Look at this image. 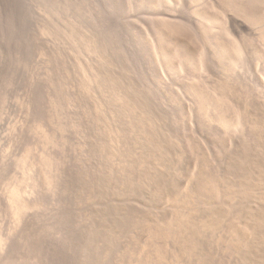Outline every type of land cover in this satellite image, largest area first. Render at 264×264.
<instances>
[{
    "label": "bare ground",
    "instance_id": "bare-ground-1",
    "mask_svg": "<svg viewBox=\"0 0 264 264\" xmlns=\"http://www.w3.org/2000/svg\"><path fill=\"white\" fill-rule=\"evenodd\" d=\"M86 1V28L70 16L62 23L54 0L36 1L46 17L40 30L80 78L59 83L52 64L45 108L38 84L26 97L41 151L19 157L23 185L5 188L13 222L6 232L0 225V264H264V29L257 43L245 35L264 21V0H118L166 11L149 22L147 51L179 75L174 85L191 101L183 123L168 95L153 91L139 41L106 15L118 2ZM186 1L200 4L184 15ZM248 57L261 63L257 92L236 72ZM194 113L206 135L195 131ZM46 197L53 207L38 214Z\"/></svg>",
    "mask_w": 264,
    "mask_h": 264
},
{
    "label": "rangeland",
    "instance_id": "rangeland-1",
    "mask_svg": "<svg viewBox=\"0 0 264 264\" xmlns=\"http://www.w3.org/2000/svg\"><path fill=\"white\" fill-rule=\"evenodd\" d=\"M4 1L5 0H0V33L1 32L3 33V34L2 33L0 34V39L2 38L0 40V52H1L0 53V66H1L0 67L1 68L0 69V225L3 226L4 230H2V231L6 232L5 230H7V228H5V227H8V229H9V224H12L13 221H12V217L10 215L9 210H7L8 208H7V205L5 203V199H3L5 197V195H4L5 188H8V186H11V185L13 186L16 183L23 185L22 181H20L21 180L20 179L21 178V168H20V166H18L19 157L23 153L28 152L29 150L32 151V154L33 153L36 154V152H34L36 150L38 152L41 151L40 149H38L40 147L36 143H34V141H36V139L33 140L34 138L37 137V135L34 136L35 135L34 132L36 131L35 129H34V132L32 131V129H33L32 126H34L33 125L34 123H33L32 117L30 115H28V105H27L28 104L27 100H30L31 97H29L30 99H27L28 98L27 95L31 91V89L34 86V84L35 85L38 84L37 85L39 87L38 99L40 101V106L43 105V107H44V104L42 102L44 100V99L42 100V98H44L43 96L45 94V87L43 85L44 84L43 82H44L45 75L47 76V72H46V74L44 72L45 71H49V69L52 66V64L56 65L55 66L56 67L55 68V70H56L55 72L58 71L57 73L59 74V76L57 74L56 75L59 77V78L57 77V80H59V83H69V84H73L74 83L75 84L77 82L76 80H78L80 78V74L78 72V64H77V66H76L75 63L73 65V63L71 62V61H73L72 59L68 58L69 59L68 60V59H66L67 58L66 56L63 57L64 56L63 52L59 51V50H62V49H59V46L57 47V45L54 44L53 40L50 41L51 38H49V36L47 38L46 35L43 34L42 31L40 30L41 27L43 26L44 22H45L44 20L46 19V17L43 19L44 14H43L41 8H39L37 6L38 5L37 2H36L37 0H16V1L15 0H9V2H7L8 0H6L7 3L6 2L4 3ZM57 1H58V3H57ZM57 1L54 0L55 3H54L53 6L55 7L54 9L57 10V11L54 10L55 14L57 12L58 15H60V16L56 15L57 18L60 21L62 19L64 20L65 17H69L70 16L71 21H74L75 23H77L76 25H78V26L80 25L79 26L80 28H82L81 27L82 24H83V26L85 28H86V26L88 27L89 26L88 22L90 23V25L93 24L92 20L89 21L90 19H87L88 21L85 20V22L88 25L86 23L82 22L89 15L88 14L86 16V13H84L85 10L87 12V8L86 7H88V5H89V4L87 5L88 1L85 0L86 3H85V1H82V0L75 1V3L77 2L75 5H77V8H79L78 11H76L77 8H73L72 9L71 7H70L71 9L68 8V10H69L68 11L67 9L61 7L62 6L61 0H57ZM114 1H116V3L118 2L117 4L119 6L115 3V5H117V8H115L116 11L113 12V10H112L113 8L110 9V5L108 4L107 8H106V11H107L106 15H107V13L109 14L112 11L111 14L114 13L113 14V18L115 19V22L116 23L118 22L117 23L118 25L120 23V26L125 28V30L123 28H120V30L122 29L121 30L122 34L126 33L124 35H127L130 39L140 42V43L138 42L137 44L139 45V47H141V50H143L142 51L144 53L143 56L146 55V56L143 57V61H145L144 65H147V67H150L149 71H150V74H151V81L153 83H155V85L152 84L151 87L153 85L156 86V88L158 87L157 91H155V89H153V91L156 92V93L159 92V93H157L158 95L160 93H162V94L165 93L166 97L168 95V97L170 99L169 98L168 99L164 98V96L162 94H160V97L164 98L162 100H165L164 101L166 103L165 105H168V106L169 105L170 106H174L175 105L174 107H178L180 109V111H179V120L182 122V120L184 119V116H185L184 109H186V106H188L189 102H191V101L189 100L190 98H188V96L183 94V92H182V90L180 88L178 89L177 85H174V84H176L175 83L176 81H174V80H177L180 77L177 74H175V75H177V77L174 76V72H172L170 70H167V69H165L163 67L161 69L158 68L156 65H154L153 61L151 63L152 58H151V56H149V53L147 51V48H148L147 46H149V44H148L149 43L148 42V38H149L148 33L150 31L149 22H151L152 19H157L160 14H162V13H164L166 11L163 10L162 7L160 8L158 6V4H156V2H154V1H152L151 3H148L146 5L128 3V5H129L128 8H127V6L125 4L123 5V3H125V2L121 1L122 2L121 3L118 0H114ZM80 2H81L82 5L80 4ZM9 3H10V5H9ZM78 3L80 4L79 7H78ZM11 4H13L14 6L11 5ZM55 4H56V6L59 5L60 7L58 6V8H57L55 6ZM199 4H200V2H192V3L187 2V4L186 3L183 4L182 5L183 11H184L183 14L185 15V14L189 13L190 11H192ZM16 5H17V7H16L17 10L15 9ZM63 6H64V3H63ZM7 7H8V11H7ZM62 8H63V10L64 9L67 10L68 14H70V15H67V11L66 12L63 11V13H65L66 15L62 14V17H61L60 13H61L62 10H60V9H62ZM108 8L111 11H109ZM125 9H127V12L125 11ZM128 9H129V11H128ZM10 10H11V12H10ZM13 11H14V14H13ZM8 12H10V13L8 14ZM168 12H171V11H168ZM42 14H43V16H42ZM9 15H11V16H9ZM71 15H72V18H71ZM5 16H7L10 19H8L7 17H6L7 18L6 19ZM56 16L55 15L53 16L54 17L53 18L54 21H55V19L57 20ZM109 17L112 18V15L109 16ZM11 18H12L13 21L16 18L15 19L16 21H14V22L11 21ZM75 18H77L80 21L79 22L76 19L79 22V24H78V22H76V20H73ZM66 19H69V18H66ZM66 19H65V21L68 22V20H66ZM6 20H9V21H7L9 27H6L7 26ZM59 20L56 21V23H58ZM65 21H61V22L63 23ZM84 24H86V25H84ZM125 24H127V25H125ZM10 25H12V26L10 27ZM4 27L7 28V29H5ZM84 27H83V29H84ZM131 28H132V30H131ZM262 29H264V21L263 22H259V23L254 25V32L250 31V30H245V35L248 37V39H251L253 41V43H257V38H256L257 37V33H259ZM123 30H124V33H123ZM132 31H133V33H132ZM128 34L129 35L131 34V35L129 36ZM129 38H127V40ZM45 42H49L50 45L48 43H45ZM46 44H47V46H46ZM142 47H144V48H142ZM52 48H55V50L57 48L58 49V53H59L57 55H61V56L55 55L56 53L54 54L55 56L51 55L52 54ZM35 50H37V51H35ZM48 50L49 51L51 50V52H49ZM12 52H13V54H12ZM21 52L23 54H21ZM42 53H43V55H42ZM60 53H62V54H60ZM43 57H45V59H43ZM60 57H61V59H60ZM250 58L251 57H248L249 61L247 59V61H248L247 64H249V62L251 64H249L247 66V64L245 63L246 66H245V64L243 65L244 68H247V69H244L246 71L243 72L241 69H238V70H236V72H238L239 75L241 73H242L241 75H243V76L245 75L244 76L245 79H246V77H247V79L249 78L247 83H248L250 89L254 86V89L252 88L251 90H254V92H257V90H258V86H257L258 85V79H256L257 75H258L257 70L260 69L261 63L254 61L253 58L252 59H250ZM50 59H51V61H50ZM52 59L54 60V63H57V64H54ZM60 60H62L61 62H64V61L67 62V63L64 62V64H69V63L70 64L69 65H64V64L62 65L61 63H59ZM149 60H150V63L153 64L154 66L149 63ZM247 61H245V62H247ZM45 64L48 65V67H46ZM71 64H72V66H71ZM58 65L59 66L62 65V66L57 69ZM60 68H62V71L65 68V71H63V72H65V75L67 74L66 71L68 72L69 70H71V71H69L70 73H68L69 74L68 78H67V76H65L66 78L63 77L64 73L61 71ZM43 69H46V70H43ZM249 70H250V73L248 72ZM221 71H222V69H221ZM230 72H233V71H230ZM236 72H233L234 74H232V75H234V77L236 76ZM39 74H41V75H39ZM60 75H61V78H62L61 81H60ZM39 76H40V79H39ZM74 77H76V78H74ZM23 78H25V79H23ZM30 78H33V79H30ZM174 78H176V79H174ZM254 79H256V80H254ZM26 81H27V83H26ZM33 81L34 82L37 81V82L34 83ZM30 82H32L33 84L31 85ZM250 83L252 85H250ZM26 87H27V89H26ZM255 87H256V89H255ZM153 88H155V87H153ZM159 88H162V91L164 89V92L158 91ZM42 90H43V92H42ZM4 98H5V100H4ZM24 98H25V100H24ZM18 99L21 100V101H18ZM172 101H173L174 104H172ZM22 105H23V107H22ZM20 108L22 109L21 111H20ZM23 110L24 111L26 110L25 113H24ZM40 110H42V108ZM193 117L197 118L195 113L193 114ZM185 119L184 120L187 121V120H189V117L188 118L185 117ZM197 119H198L197 121L199 122V124H201V126L198 128V126H199L198 122L195 123V122H193L194 120L192 119V123L198 124V126L195 125V124L193 125L195 127L194 128L195 131L198 132V134L201 132L202 135H204V134L206 135V133L209 130V126L206 123V119L203 118V116L202 117L200 116ZM25 122H26V124H25ZM190 122H191V120H190ZM31 123H32V126H31ZM25 125H27V127L28 126L29 127L27 128ZM18 133H19V135L17 136ZM31 133H32V135H31ZM32 136H34L33 139H32ZM69 142H71V141L69 140ZM34 145H37V146L35 147ZM30 146H34V147H30ZM35 148H37V149H35ZM28 154L30 155L29 157L33 156V155L31 156V152H28ZM25 187H26V185H25ZM27 189H29V188H27ZM46 198H48V197H46ZM46 198L43 199L45 201L44 204L46 206L45 205L43 206V204H42L41 205L42 209H41V206L39 207L40 210L37 209L38 211H40V212H38V214H40L41 212H42V214H44L43 213L44 212L43 209H45V210L47 209L48 213H49V211L53 207L52 206L53 203L52 202H51L52 204L50 203L51 200L49 198L47 200H45ZM44 201H42V203ZM46 203H48V204H46ZM43 207H45V208H43ZM30 211L31 212L30 213L28 212L29 213L28 215L33 213V210H30ZM34 212H35V210H34ZM48 213L46 215H48ZM0 229H2V228L0 227ZM7 246H8V244L5 247L7 248Z\"/></svg>",
    "mask_w": 264,
    "mask_h": 264
}]
</instances>
